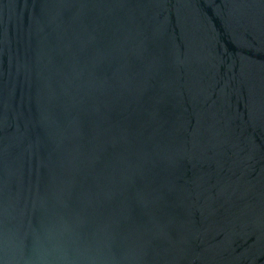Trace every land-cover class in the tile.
<instances>
[{
  "label": "water",
  "instance_id": "obj_1",
  "mask_svg": "<svg viewBox=\"0 0 264 264\" xmlns=\"http://www.w3.org/2000/svg\"><path fill=\"white\" fill-rule=\"evenodd\" d=\"M0 264H264V0H0Z\"/></svg>",
  "mask_w": 264,
  "mask_h": 264
}]
</instances>
